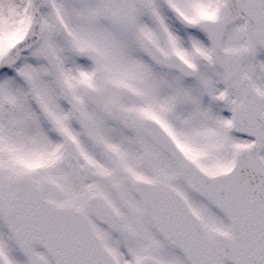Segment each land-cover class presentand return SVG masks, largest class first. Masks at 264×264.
<instances>
[{"label": "snow or ice", "instance_id": "1", "mask_svg": "<svg viewBox=\"0 0 264 264\" xmlns=\"http://www.w3.org/2000/svg\"><path fill=\"white\" fill-rule=\"evenodd\" d=\"M0 264H264V0H0Z\"/></svg>", "mask_w": 264, "mask_h": 264}]
</instances>
